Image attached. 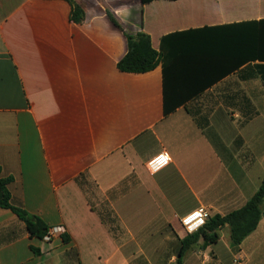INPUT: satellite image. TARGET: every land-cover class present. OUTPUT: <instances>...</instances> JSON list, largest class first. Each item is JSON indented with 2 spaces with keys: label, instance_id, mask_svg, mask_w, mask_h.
<instances>
[{
  "label": "crops",
  "instance_id": "obj_1",
  "mask_svg": "<svg viewBox=\"0 0 264 264\" xmlns=\"http://www.w3.org/2000/svg\"><path fill=\"white\" fill-rule=\"evenodd\" d=\"M194 2L87 4L76 24L65 0H0L1 176L14 206L68 237L32 238L0 208V264H175L185 215L226 216L259 189L264 0ZM138 32L155 50L181 33L163 64L121 72ZM161 151L170 163L151 174ZM260 211L240 244L224 226L181 264H264V199Z\"/></svg>",
  "mask_w": 264,
  "mask_h": 264
},
{
  "label": "trees",
  "instance_id": "obj_2",
  "mask_svg": "<svg viewBox=\"0 0 264 264\" xmlns=\"http://www.w3.org/2000/svg\"><path fill=\"white\" fill-rule=\"evenodd\" d=\"M65 1H67L71 7L70 21L76 24L83 22L85 19V12L82 6L73 0ZM151 1L153 0H141V3L146 4ZM106 14L110 21L122 30V26L114 15L108 10ZM253 23L254 22L249 23L248 25H252ZM180 33H173L163 37L160 42L159 50L153 49L148 34L144 32H138L134 35L125 33L127 51L117 63L118 70L126 73H144L153 70L159 63L163 64L165 61V54L168 52L165 48L166 39L174 35H180ZM250 38L253 44H259L260 40L257 38L254 36ZM251 52V57L264 58V52L258 51L257 48L252 49ZM10 183L11 178H3L0 170V208L11 210L25 224L30 237L43 240L50 228H48L39 217L31 215L24 209L16 207L11 203V196L8 188ZM263 199L264 178L261 181L259 189L243 207L223 217L214 216L213 218H209L204 227L193 234H187L186 237L180 241L175 264H181L184 253L193 245L197 244L199 239L202 240L203 245L214 242L218 238V230L224 226H228L230 230L232 243L235 245L240 244L248 234L255 230L261 216L260 205ZM61 238L64 242H68V237L64 235V233L61 234ZM32 251L37 253L34 248H32Z\"/></svg>",
  "mask_w": 264,
  "mask_h": 264
},
{
  "label": "built area",
  "instance_id": "obj_3",
  "mask_svg": "<svg viewBox=\"0 0 264 264\" xmlns=\"http://www.w3.org/2000/svg\"><path fill=\"white\" fill-rule=\"evenodd\" d=\"M164 158V159H162ZM170 163V156L166 151H161L146 163V169L149 173L153 174ZM210 218V213L207 209L200 207L187 215L181 220V226L186 234H193L205 226ZM64 233L63 227H54L49 229L47 235L43 238L44 241H50L54 235H61Z\"/></svg>",
  "mask_w": 264,
  "mask_h": 264
},
{
  "label": "rangeland",
  "instance_id": "obj_4",
  "mask_svg": "<svg viewBox=\"0 0 264 264\" xmlns=\"http://www.w3.org/2000/svg\"><path fill=\"white\" fill-rule=\"evenodd\" d=\"M75 1L77 4L81 5L82 8L84 6L88 5H95L98 4L99 7H108L109 5H113V6H117L121 3H131V4H135L137 2V0H73ZM196 3H198V5H196ZM200 3V4H199ZM194 5H196L195 7H197V10L195 7H193ZM194 5H190L189 9H190V13H193L195 10L204 14L210 13L209 11L212 10V8H208L207 6H205L202 3V0H195ZM98 6H96L98 8ZM200 9V10H199ZM109 11V10H108Z\"/></svg>",
  "mask_w": 264,
  "mask_h": 264
},
{
  "label": "snow or ice",
  "instance_id": "obj_5",
  "mask_svg": "<svg viewBox=\"0 0 264 264\" xmlns=\"http://www.w3.org/2000/svg\"><path fill=\"white\" fill-rule=\"evenodd\" d=\"M162 159H164V158H162Z\"/></svg>",
  "mask_w": 264,
  "mask_h": 264
}]
</instances>
